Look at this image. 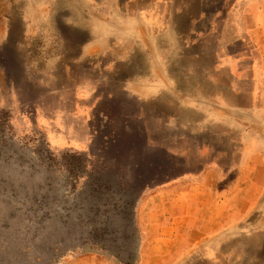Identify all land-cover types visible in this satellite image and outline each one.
Returning a JSON list of instances; mask_svg holds the SVG:
<instances>
[{"label": "rangeland", "instance_id": "1", "mask_svg": "<svg viewBox=\"0 0 264 264\" xmlns=\"http://www.w3.org/2000/svg\"><path fill=\"white\" fill-rule=\"evenodd\" d=\"M25 6L0 0V264H264V78L253 112L231 64L261 60L264 0H62L89 57Z\"/></svg>", "mask_w": 264, "mask_h": 264}, {"label": "crops", "instance_id": "2", "mask_svg": "<svg viewBox=\"0 0 264 264\" xmlns=\"http://www.w3.org/2000/svg\"><path fill=\"white\" fill-rule=\"evenodd\" d=\"M62 0H26V6L23 9L24 12V17L23 20L26 23L25 26V30L26 31H30L31 29L34 28V25L36 26L37 22L40 21V23H42L43 19L48 17V14H50V12H55V14H57L56 16V21L60 22V18L59 15L63 14L64 15V19L66 20L65 24L67 27L71 30H73L74 32H80V34H78V37H82V41L80 43L81 47H82V51H83V55L84 56H95L96 53L98 52V48L97 46L99 45V42L97 41V35L96 32L90 33L89 30H93L95 28L96 25V18H95V13H93L92 15H88V17H77V14H75L76 12L74 11V16H71L73 13L71 10L69 11V9H61L60 7V3ZM76 1H82L84 4H86L87 8H88V12H90V8L93 10H95V1L96 0H76ZM264 9V8H263ZM259 14V13H258ZM69 15V16H67ZM262 15V14H261ZM99 24L104 23V21H101L99 19L98 21ZM106 23V22H105ZM86 24V25H85ZM86 26V27H85ZM251 27V29L254 31V36L252 37V42L254 45H259L262 47V57L260 61H253V64L251 65V67H248L249 70L244 71L245 69H243L244 67L240 68V62L241 59L239 57H235L232 59H235L234 62H232V67L238 66L237 69V74L233 75V77H235L234 79H237V83H238V87H237V92H244L243 88L240 86V81L244 80V78H246V76H248V78L253 79V83L254 86L252 88L251 91L247 92L249 95H251L252 99H251V106H248V110H252L253 112H255L258 108L257 104H256V94H258V83H261V78H264V23H262V25L258 26L255 24L249 25ZM84 29H87L86 31ZM250 29V30H251ZM10 30H11V26H6L5 29H1L0 30V41H6L9 38L10 35ZM258 38H257V35ZM104 46H106L107 48V44L105 43ZM220 60H223L221 58H219ZM132 60V58H128L126 60V62H130ZM247 72V73H246ZM234 74V73H233ZM248 74V75H247ZM152 78H153V74H152ZM137 86V85H136ZM139 90L143 89V86H138ZM140 92V91H138ZM141 93V92H140ZM263 102H264V90H263ZM239 106H237L238 108ZM255 171V170H254ZM253 173H251L250 175L247 176V186L248 185H259L257 181L256 177L259 173H257V171H255ZM264 176V175H263ZM263 183V181H262ZM253 185H251L253 187ZM260 187V186H258ZM175 206H181L179 204V202L175 203ZM185 207V205H184ZM175 224V220L174 222H172L171 224H167L165 227H169V225H171L172 227ZM171 228V227H170ZM164 229V228H162ZM173 232L170 234H164V232H157V234L155 235L156 238L159 240V242H166V241H170V240H166L169 238H178V236L180 235L178 230V227L174 228L173 227ZM154 237V236H153ZM168 237V238H165ZM146 238H149V235L146 234ZM172 241V240H171ZM174 242V241H173ZM157 247H153L150 249V246L148 247L149 252H155V249ZM170 251V250H169ZM154 254V253H153ZM156 257V256H155ZM154 257V258H155ZM160 259H162V257H159ZM66 264H112L109 261H105V260H99L98 258H93L90 256H85L82 258H79V260L77 261H71V262H67ZM142 264H153L151 263L149 260H147L146 262H143Z\"/></svg>", "mask_w": 264, "mask_h": 264}, {"label": "trees", "instance_id": "3", "mask_svg": "<svg viewBox=\"0 0 264 264\" xmlns=\"http://www.w3.org/2000/svg\"><path fill=\"white\" fill-rule=\"evenodd\" d=\"M122 213H125V208L123 210H121Z\"/></svg>", "mask_w": 264, "mask_h": 264}]
</instances>
